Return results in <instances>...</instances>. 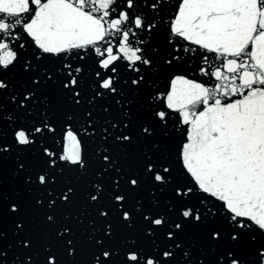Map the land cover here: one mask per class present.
I'll use <instances>...</instances> for the list:
<instances>
[{
  "label": "snow or ice",
  "instance_id": "6c2138e0",
  "mask_svg": "<svg viewBox=\"0 0 264 264\" xmlns=\"http://www.w3.org/2000/svg\"><path fill=\"white\" fill-rule=\"evenodd\" d=\"M0 264H264V0H0Z\"/></svg>",
  "mask_w": 264,
  "mask_h": 264
},
{
  "label": "water",
  "instance_id": "95a60500",
  "mask_svg": "<svg viewBox=\"0 0 264 264\" xmlns=\"http://www.w3.org/2000/svg\"><path fill=\"white\" fill-rule=\"evenodd\" d=\"M5 185H6V188H11L13 187L14 185L11 183V180H10V177L6 175L5 177ZM15 225L14 224H11V227H14ZM9 227V223L6 222L5 224V228L7 230V228Z\"/></svg>",
  "mask_w": 264,
  "mask_h": 264
}]
</instances>
